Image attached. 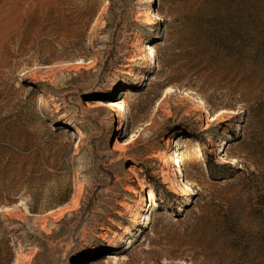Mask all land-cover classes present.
<instances>
[{
	"label": "rangeland",
	"instance_id": "rangeland-1",
	"mask_svg": "<svg viewBox=\"0 0 264 264\" xmlns=\"http://www.w3.org/2000/svg\"><path fill=\"white\" fill-rule=\"evenodd\" d=\"M0 264H264V0H0Z\"/></svg>",
	"mask_w": 264,
	"mask_h": 264
},
{
	"label": "bare ground",
	"instance_id": "bare-ground-1",
	"mask_svg": "<svg viewBox=\"0 0 264 264\" xmlns=\"http://www.w3.org/2000/svg\"><path fill=\"white\" fill-rule=\"evenodd\" d=\"M95 105H96V107H99V108H108L109 106H111V103L109 101L101 99V100H97ZM160 157L164 160L165 163H167L168 157H167V155L164 152H162ZM177 170H179V172H180L179 165L177 166V169L175 171H177ZM83 185L84 184H82V183L79 184L80 187L83 186ZM149 200H150V204L154 203V199H152V196L149 197Z\"/></svg>",
	"mask_w": 264,
	"mask_h": 264
},
{
	"label": "trees",
	"instance_id": "trees-1",
	"mask_svg": "<svg viewBox=\"0 0 264 264\" xmlns=\"http://www.w3.org/2000/svg\"><path fill=\"white\" fill-rule=\"evenodd\" d=\"M147 181H149V182H151V183L153 182V181H151V180H150V179H148V178H147ZM227 232H228V231H226L225 233L227 234Z\"/></svg>",
	"mask_w": 264,
	"mask_h": 264
}]
</instances>
